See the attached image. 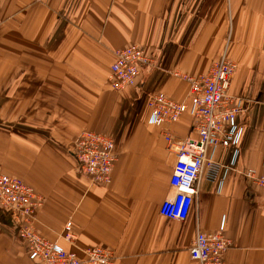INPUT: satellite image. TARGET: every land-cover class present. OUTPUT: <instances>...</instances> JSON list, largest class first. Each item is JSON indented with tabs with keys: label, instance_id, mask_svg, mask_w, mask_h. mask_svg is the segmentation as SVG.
<instances>
[{
	"label": "crops",
	"instance_id": "obj_1",
	"mask_svg": "<svg viewBox=\"0 0 264 264\" xmlns=\"http://www.w3.org/2000/svg\"><path fill=\"white\" fill-rule=\"evenodd\" d=\"M137 45L152 57L138 84L109 86L115 53ZM226 52L237 72L230 94L244 102L242 137L219 148L216 179L204 170L184 222L161 216L175 195L176 157L164 130L196 137L190 114L150 124L156 94L189 103L175 73L206 74ZM83 131L115 140L108 186L91 184L75 158ZM264 175V0H0V174L44 198L37 230L80 256L115 252V264H199L189 249L197 230L229 241L226 264H264V197L245 173ZM71 222L76 240H64ZM0 208V264H36Z\"/></svg>",
	"mask_w": 264,
	"mask_h": 264
},
{
	"label": "built area",
	"instance_id": "obj_2",
	"mask_svg": "<svg viewBox=\"0 0 264 264\" xmlns=\"http://www.w3.org/2000/svg\"><path fill=\"white\" fill-rule=\"evenodd\" d=\"M43 1L31 0L33 3ZM152 62V57L140 46L118 50L111 66L110 88L120 92L137 86L142 71ZM236 72V63L223 54L206 74L175 73L189 84V103L176 102L165 94H156L149 101L150 124L162 128L171 126L188 113L192 118V132L196 135L182 138L170 130L163 132L167 149L176 157L170 181L175 195L166 199L160 208L161 216L168 220L184 222L188 219L198 195L197 183L204 170H208L207 176L212 180L219 175L220 166L213 160L219 148H233L232 164L236 162L242 137L238 119L244 112L243 100L230 94ZM74 148L80 170L91 184L108 186L112 183L118 160L113 138L83 131ZM245 176L264 197V175L248 170ZM43 206L44 198L32 187L22 180L0 174V207L18 223V236L31 261L36 264H115V252L107 248H88L80 256L44 239L35 229L38 212ZM63 238L69 243L76 240L71 222L67 223ZM228 249L229 241L222 232L197 230L189 254L199 264H226Z\"/></svg>",
	"mask_w": 264,
	"mask_h": 264
},
{
	"label": "rangeland",
	"instance_id": "obj_3",
	"mask_svg": "<svg viewBox=\"0 0 264 264\" xmlns=\"http://www.w3.org/2000/svg\"><path fill=\"white\" fill-rule=\"evenodd\" d=\"M224 55H226V52H224ZM238 99H240V98H238ZM12 177V176H11ZM15 178V177H14ZM18 179V178H17ZM20 180V179H19ZM24 182V181H23ZM24 184H26L25 182H24ZM27 185V184H26ZM1 208V207H0ZM2 209V208H1ZM3 210V209H2ZM41 210H42V208H41ZM37 219H38V215H37ZM35 229H36V231L38 232V230H37V222H36V224H35ZM39 233V232H38ZM42 236V235H41ZM45 239V238H44Z\"/></svg>",
	"mask_w": 264,
	"mask_h": 264
}]
</instances>
